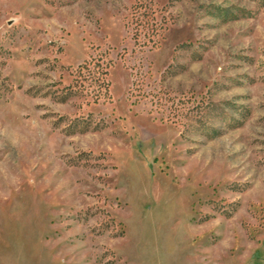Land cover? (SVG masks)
<instances>
[{
	"label": "rangeland",
	"instance_id": "1",
	"mask_svg": "<svg viewBox=\"0 0 264 264\" xmlns=\"http://www.w3.org/2000/svg\"><path fill=\"white\" fill-rule=\"evenodd\" d=\"M0 264H264V0H0Z\"/></svg>",
	"mask_w": 264,
	"mask_h": 264
}]
</instances>
